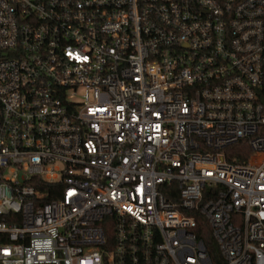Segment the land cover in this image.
<instances>
[{
    "label": "built area",
    "instance_id": "1",
    "mask_svg": "<svg viewBox=\"0 0 264 264\" xmlns=\"http://www.w3.org/2000/svg\"><path fill=\"white\" fill-rule=\"evenodd\" d=\"M0 264H264V0H0Z\"/></svg>",
    "mask_w": 264,
    "mask_h": 264
},
{
    "label": "trees",
    "instance_id": "2",
    "mask_svg": "<svg viewBox=\"0 0 264 264\" xmlns=\"http://www.w3.org/2000/svg\"><path fill=\"white\" fill-rule=\"evenodd\" d=\"M228 150H231L234 154H236V156L230 154V159L234 158L237 159V161L245 160L252 152L248 144L245 142L236 143L228 147ZM30 184L34 185L37 189H40L41 191H49V197H47L46 199L54 198V196H56V194H58L61 189V185L59 184L53 185L46 182H30ZM198 237L204 242L206 246H208L210 255L213 259L216 255V248L210 237V229L204 221L203 223H201L200 229H198Z\"/></svg>",
    "mask_w": 264,
    "mask_h": 264
}]
</instances>
